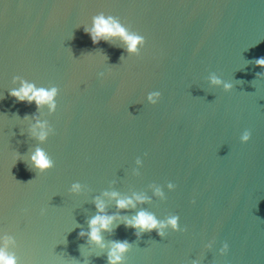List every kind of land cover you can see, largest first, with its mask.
<instances>
[{"label": "water", "instance_id": "obj_1", "mask_svg": "<svg viewBox=\"0 0 264 264\" xmlns=\"http://www.w3.org/2000/svg\"><path fill=\"white\" fill-rule=\"evenodd\" d=\"M100 12L145 37L139 55L120 36L93 44ZM261 56V0H0V231L21 264H108L113 241L131 244L122 264H264ZM14 77L57 87L55 110L9 95ZM38 148L52 167L32 166ZM134 194L147 199L117 207ZM97 198L117 216L104 247L80 235ZM141 209L186 231L137 236L124 221Z\"/></svg>", "mask_w": 264, "mask_h": 264}, {"label": "clouds", "instance_id": "obj_2", "mask_svg": "<svg viewBox=\"0 0 264 264\" xmlns=\"http://www.w3.org/2000/svg\"><path fill=\"white\" fill-rule=\"evenodd\" d=\"M264 2V0H261ZM84 31L90 36L93 44H98L100 41H111L116 36H120L128 44V51L135 52L136 55L140 54L141 48L145 45L146 39L138 32H129L127 26L123 24L119 17L114 15H106L104 12H100L92 17L91 26H86ZM255 64L264 67V56L255 59ZM19 79L21 86L19 88H13L10 90L9 95L14 96L18 101L28 102L35 101L39 107L42 104H47L50 111H54L56 108L55 97L57 96L59 89L55 86L50 89L37 88L34 83L21 79L20 77H14ZM213 84H223L225 89H230L232 84L225 82L219 77L213 75L211 77ZM162 93L159 90H154L148 94V100L151 104L155 105L160 101ZM31 131L33 135H37L39 139L43 140L51 131L47 127L46 123H41L37 120L36 124L32 126ZM252 137V132L249 129H245L240 136L241 143H247ZM30 160L32 166L43 171L46 168L52 167L54 161L42 150L36 149L31 154ZM137 163H141L138 159ZM169 188L174 187L169 183ZM80 185L74 184L73 190H79ZM156 193L163 195V192L157 188ZM108 195V193H105ZM112 197H118L117 192L111 193ZM147 197L141 194H134L131 198H121L116 200L117 207L120 209H126L129 206L136 207L137 202H143ZM97 214L89 219V228L87 232L81 231V236H87L90 241L99 244L104 247L102 231L110 230L111 225L117 219L115 214L105 213V204L102 200L97 198L96 200ZM178 216H170L166 220L157 219L154 214L141 209L136 215L131 218L125 219L126 226H130L134 229H139L137 236L142 232L157 230L158 235L164 237L166 235L164 229L170 226L175 231H186V228H181ZM211 247V244L206 245ZM18 247L17 239L14 235L9 234L8 231H0V264H21L16 249ZM131 244L128 241H113L112 247L107 254L108 264H122L125 260V253L130 249ZM220 255H224L229 251L228 242H223L219 248ZM192 264H199V261H193Z\"/></svg>", "mask_w": 264, "mask_h": 264}]
</instances>
